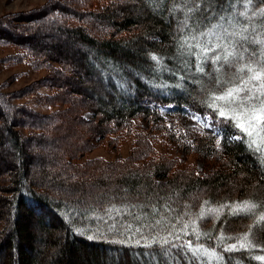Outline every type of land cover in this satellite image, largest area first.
<instances>
[{
  "label": "trees",
  "instance_id": "1",
  "mask_svg": "<svg viewBox=\"0 0 264 264\" xmlns=\"http://www.w3.org/2000/svg\"><path fill=\"white\" fill-rule=\"evenodd\" d=\"M75 1L49 0L38 9L0 17V47L15 51L4 65H27L32 72H47L44 86L56 93L38 98L36 104L61 106L53 113L38 112L19 103L24 98L22 91L6 92L0 85V146L8 138L13 149L12 154L0 157V264H264L256 259L264 256V229L253 230L257 246L251 249L228 252L225 246H239V241L220 242L221 235L242 236L254 223L251 215L231 214L232 207L246 200L264 204V157L243 140L232 139L242 134L223 118L217 125L216 113L205 103L211 92L219 93L225 87L215 83L216 76L232 86L239 65L224 64L220 73L214 72L220 65H213L211 57L224 54L216 49L207 53L204 73L197 71L203 53L195 47V40L189 41L191 49L180 47V37L188 29L180 31L183 13L172 11L173 5L183 0H84L85 13L71 9ZM228 3L212 0L217 13L227 9ZM255 3L259 6L261 0ZM236 11H243L242 4H237ZM67 13L74 22L71 25L63 18ZM55 15L59 20L53 19ZM85 15L95 21L89 23ZM205 15L195 16L197 33L217 23L215 17L209 21ZM236 19L243 25L249 23L243 17ZM253 23L256 31L249 27L244 35L249 41L253 37L264 39L259 18ZM96 24L108 29L99 38L90 33ZM46 25H55L80 50L63 52L55 47L52 54L46 53L39 42L33 41ZM16 29L32 32L24 36ZM231 40L244 43L249 52L260 48L239 36ZM199 42L203 44L204 38ZM152 56L161 58V64L157 65ZM247 62L245 53L243 63ZM74 74L80 84L89 85L87 89L72 85ZM34 90H27V94ZM83 90L96 99L95 107L85 106L76 116L87 125L89 136L63 148L52 161L41 157L43 165L37 173L31 172L27 145L35 142L58 150L57 129L62 122L48 126L46 122L60 121L59 115L72 110L75 101H70L67 94L82 98ZM166 106L174 109V116L188 111L211 119L218 133L210 131L197 148L189 151L207 159L220 156L221 163L214 172L195 171L187 161L179 162L166 151L158 153V137L166 136L184 148L195 143L189 131L163 121L159 109ZM86 112L92 114L94 122L85 119ZM47 131L52 135L48 145ZM104 146L118 151L128 146L130 151L113 161L87 158ZM103 171L109 176L100 177ZM204 201L218 209V214L201 220L200 211L208 209ZM113 206L121 209L119 215L113 213L115 221L107 216L103 221L95 219ZM255 211L259 214L264 208ZM194 220L199 231L207 234L200 239L179 231L189 223L187 233H191ZM113 223L119 231L109 230ZM122 224L140 231L125 232ZM156 236L168 238L175 245L191 240L194 246L202 245L223 260L204 257L195 261L190 252L185 255L169 245L164 246L169 254H164L159 245L144 247L143 237L150 240ZM137 240L141 241L139 245Z\"/></svg>",
  "mask_w": 264,
  "mask_h": 264
},
{
  "label": "snow or ice",
  "instance_id": "2",
  "mask_svg": "<svg viewBox=\"0 0 264 264\" xmlns=\"http://www.w3.org/2000/svg\"><path fill=\"white\" fill-rule=\"evenodd\" d=\"M238 3L242 4L243 11H236ZM201 5H203V8ZM177 10L181 11L184 16V19L181 21L182 27L180 31L183 32L184 29H188L187 33L180 37V47L191 49L193 45L189 41L195 40L197 41L195 47L199 48L200 52L203 53L199 57L200 63L196 65L198 72L204 73L203 65L209 59L207 53L216 49L223 50L224 54L222 56L214 55L211 57L213 65H220V67L214 68V72L220 73L224 64L229 66L239 65L238 74L232 82V86H227L228 81L221 80L219 75L216 76L215 83L218 86L223 84L225 87L219 93L211 92L205 103L207 107L216 113L218 117L216 121L217 125L220 123L219 118H223L226 122H230L231 127L237 129L242 134L234 135L231 137L232 139L243 140L251 150L264 157V39L253 37L249 41V37L244 35V33L249 31V27L252 28L253 32L256 31L257 25L253 23L256 18L260 20L259 27L264 29V0H261L259 6L255 3V0H229L228 8H221L219 13L213 7L212 0H183L182 3L173 5L172 11L175 12ZM197 13H205V19L209 21L215 17L217 23L210 24V26L206 25V30H201L197 33L195 26V16ZM237 17H243L249 23L243 25L240 20L236 19ZM190 20L193 21V25L191 26L189 25ZM230 28L232 29L231 31H229ZM234 36H239L242 41L259 45V50L249 52L244 43L238 44L236 41L231 40ZM201 38L205 40L203 44L199 42ZM213 41H215L214 44ZM224 41H229V43L226 44ZM209 45H212V47L209 48ZM245 53L248 55L247 63H243ZM151 59L157 65L161 64V58L152 56ZM194 118L197 120L201 119L199 116H195ZM203 119L205 120V126L212 127L207 124L208 117H204ZM213 131H217V129L214 128ZM216 143L217 148H219L220 140L217 139ZM204 205L208 206V209L207 211L202 209L198 215V219L202 220L206 216L218 214V209L212 208L208 201H204ZM257 208H264V204H257L246 200L232 207L231 214L251 215L254 218V223L249 226L248 231L242 236L227 237L221 235L220 242L222 245L225 240L235 239L239 241V246L236 243L225 246L226 251H239L240 249H251L257 246L253 243L255 237L253 230L264 229V212L257 214L255 211ZM114 212L119 215L121 209L113 206L105 210V215L97 214L95 219L103 221L105 216H107L108 219L115 221ZM85 218H87V213H85ZM180 219L182 220L183 217H180ZM159 223L157 221V224ZM195 225L196 221L194 220L191 222V226H193L191 233H187V229L190 227L189 223H184L179 231L195 235L197 239H200L201 235H207L206 233H201ZM108 227L110 231H119L115 223ZM172 227L175 230V225H172ZM121 228L125 232L140 231V229H132L130 225L122 224ZM88 238L93 239V236H89ZM143 239L145 240L144 247L151 248L152 245H159L164 254H169V249L164 248L165 245H169L170 247H178L185 255L190 252L195 261H200L204 257L217 262L223 260L222 256H218L214 252H208L202 245L194 246L191 240L185 244L175 245L168 238H160L158 236L150 240L147 237H143ZM176 239L179 240L180 236L177 235ZM120 243H124V241H120ZM140 243V240L136 241L137 245ZM256 259L264 261V256H258ZM204 264H207V262L205 261Z\"/></svg>",
  "mask_w": 264,
  "mask_h": 264
},
{
  "label": "rangeland",
  "instance_id": "3",
  "mask_svg": "<svg viewBox=\"0 0 264 264\" xmlns=\"http://www.w3.org/2000/svg\"><path fill=\"white\" fill-rule=\"evenodd\" d=\"M48 1L49 0H0V17L7 14L28 12L34 9H38L44 6ZM83 1L84 0H76V3L71 2V9L80 10L82 13H85L86 8L83 6ZM69 14L70 13H67L66 16H64L63 18L68 21V25H71L70 23L74 22L69 17ZM53 19L59 20V17L55 15ZM86 20L89 23L95 21L94 19L88 17ZM95 28L96 29H93L90 33L96 38L103 36V33L108 30L97 24ZM16 30H20L21 32L22 29ZM59 30L60 29H58L55 25L41 26V28L37 31L38 36L37 34L34 35L37 36V38H34L35 40L33 41L39 42L42 45V49L48 54H52L54 52L53 50H55V47H59V50H62L63 52L80 50V47L78 45L69 42V40L66 39V35L64 33H60L61 31ZM31 32V29L22 30V35L27 36L28 34L30 35ZM263 36L264 34L262 35V38ZM14 53L15 51L13 49L0 47V85L5 86L4 90L6 92L22 91L24 93V98L19 103L28 104L32 108L36 109L38 112L48 114L56 111L55 109H61V106L59 105H53L51 107H42L36 104L38 98L47 95H54L56 91H54L53 88L44 86L43 80L47 76V72L45 71L32 72L28 69L27 65H22L18 67H6L4 65V60L8 58L9 55ZM77 76V74H74V76L72 77V80L74 82L72 83V85L74 86V84H78V87H83L87 89L89 85H87V83L80 84L79 81L76 80ZM82 84H84V86H81ZM32 88L35 89L34 92H30L29 94H27V90H30ZM81 94L82 98H77L76 96H73L72 94L68 93L66 97L70 99V101L72 99L75 100L73 103V108H71L72 110H70L65 115H59L60 121L46 122L47 126L50 124L54 125L58 122H62L61 126L57 129H60L59 133L57 134L59 142V145L57 144L59 148L58 150L56 148H53L52 146L41 147V145L36 144L35 142L29 143L27 145V149L29 150L31 156V160L29 161V169L31 170V172L37 173L40 168L39 166L41 165V157L45 158V160L52 161V157L55 156L57 153H60L63 148L68 147L70 144H79L86 140L89 136L90 130L88 129L87 125H84L79 122L76 116L77 113L81 112V110L85 106L90 107L91 105L92 107H95L94 104L96 103V99L95 97L90 96L89 93H87V91L85 90L81 91ZM159 110L163 121L167 123H175L174 125L178 126L180 130H183V132L189 131L191 135V140H194L195 143H193V146H191L190 148H184L183 146H181L182 144L178 145L166 136L165 138L158 137V147L156 141L154 143V146H156L157 149L160 150L158 153H160L161 151H166L171 155L172 158L178 160L179 162L185 163V161H187L186 164H189L195 171L204 172L207 174H211L212 172H214L217 166L221 163L220 156L217 158L207 159L203 157L201 153L196 154L189 151L191 148H197V143L202 142L205 139V136L208 135L207 133L213 131L214 128L212 126L211 119L208 116H201L188 111L182 112L180 116H174V109L170 106L161 107ZM84 115L85 119L91 120L92 122L95 121L90 112H86ZM195 116H199L201 117V119L197 120L194 118ZM204 117L209 118L207 120V124L211 125L212 127L205 126V120L203 119ZM51 131L52 130H50V132ZM50 132L47 131V145L49 144V140L51 139L50 137H52ZM214 132L218 133L217 131ZM54 136H56V134ZM128 148L129 147L127 146L125 150L118 151L111 149L108 146H104L95 149L93 152L87 155V158L93 159L104 157V159L108 161H113L116 158L126 157L130 151V149ZM0 152H2L0 157H6V155H10L13 153L11 142L8 138L5 140L4 144L0 146ZM54 164L58 165V163ZM186 164H184L183 166H185ZM99 176L105 177L109 176V174L107 171H103Z\"/></svg>",
  "mask_w": 264,
  "mask_h": 264
}]
</instances>
